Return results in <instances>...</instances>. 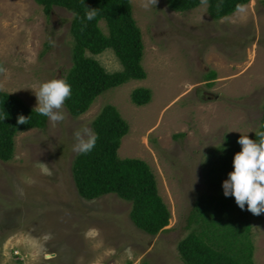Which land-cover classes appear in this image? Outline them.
<instances>
[{
  "label": "rangeland",
  "instance_id": "1",
  "mask_svg": "<svg viewBox=\"0 0 264 264\" xmlns=\"http://www.w3.org/2000/svg\"><path fill=\"white\" fill-rule=\"evenodd\" d=\"M142 30L145 79L102 93L81 116L64 105L66 119L15 138L10 161L0 159V264H185L178 243L190 231L195 200L208 191L203 162L227 136L258 131L264 113V0L214 19L207 6L178 12L166 0L145 10L131 0ZM73 14L47 15L35 0H0V75L3 90L37 107L43 82L64 77L72 65ZM107 33L106 22H100ZM54 41V43H53ZM109 72L122 69L111 48L87 53ZM216 76H211V72ZM152 89L138 106L133 89ZM112 103L130 125L119 156L152 168L171 211L153 236L130 217L131 203L114 193L94 200L77 191L74 132ZM94 131V130H93ZM256 264H264V213L249 212Z\"/></svg>",
  "mask_w": 264,
  "mask_h": 264
},
{
  "label": "trees",
  "instance_id": "2",
  "mask_svg": "<svg viewBox=\"0 0 264 264\" xmlns=\"http://www.w3.org/2000/svg\"><path fill=\"white\" fill-rule=\"evenodd\" d=\"M47 15L54 7L73 14L72 65L64 78L71 85V96L65 101L68 111L78 117L86 113L106 90L130 80L145 79L142 30L133 14L131 0H35ZM178 12L197 8L201 0H166ZM250 0H208L207 9L214 19L230 16ZM217 4L221 7L217 9ZM98 9L97 16L87 21V7ZM104 20L107 33L100 22ZM86 25V27H85ZM111 48L122 69L107 71L94 57ZM0 65L3 63L0 60ZM211 76H216L212 71ZM152 89L137 87L131 100L138 106L152 101ZM20 96L0 90V159L10 161L15 153V138L23 131L46 129L49 119L37 113ZM20 115L29 117L27 124H18ZM98 136L88 153H77L72 173L78 193L87 200L114 193L131 203L133 223L150 235H157L169 225L171 211L161 196L151 166L139 157H120L119 148L130 125L118 107L105 104L92 122ZM258 131H264V113ZM241 135L227 136L224 143L209 151L203 162L208 191L195 200L188 217V234L178 243V252L185 264H256L251 237V221L247 205L241 210L234 196H225L223 182L234 170L233 160L242 146ZM256 139V134L249 137Z\"/></svg>",
  "mask_w": 264,
  "mask_h": 264
},
{
  "label": "clouds",
  "instance_id": "3",
  "mask_svg": "<svg viewBox=\"0 0 264 264\" xmlns=\"http://www.w3.org/2000/svg\"><path fill=\"white\" fill-rule=\"evenodd\" d=\"M202 5L207 6L208 0H201ZM158 0H142L141 7L145 10L156 7ZM85 14L87 21H92L98 14V9L88 6ZM221 7L217 4V9ZM86 27V25H85ZM54 43V41H53ZM7 69L0 65V75L6 74ZM0 90L3 85L0 84ZM72 88L64 77L53 78L39 85L35 91L37 107L34 109L42 116H46L53 124L63 122L66 119L64 112L65 101L71 96ZM29 117L20 115L18 124H27ZM256 139L243 134L237 143L242 150L234 156V170L229 173V178L223 182L224 195L234 196L236 204L241 210L245 209L253 215L264 213V131H256ZM76 143L73 151L76 153H88L96 144L98 136L88 126L77 129L74 132Z\"/></svg>",
  "mask_w": 264,
  "mask_h": 264
}]
</instances>
